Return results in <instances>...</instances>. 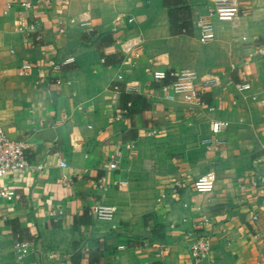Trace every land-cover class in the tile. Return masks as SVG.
<instances>
[{"label":"crops","instance_id":"1","mask_svg":"<svg viewBox=\"0 0 264 264\" xmlns=\"http://www.w3.org/2000/svg\"><path fill=\"white\" fill-rule=\"evenodd\" d=\"M32 1L0 0V125L43 164L0 179L18 195L0 197V264H193L186 231L202 224L200 264H264V0H238L233 21L209 18L212 0ZM183 5L191 33L171 28ZM183 68L206 106L163 90ZM209 170L213 190L196 192ZM93 204L115 205L113 219ZM16 239L30 243L21 262Z\"/></svg>","mask_w":264,"mask_h":264},{"label":"built area","instance_id":"2","mask_svg":"<svg viewBox=\"0 0 264 264\" xmlns=\"http://www.w3.org/2000/svg\"><path fill=\"white\" fill-rule=\"evenodd\" d=\"M12 2L17 4L21 10H28L33 5L32 0H12ZM212 2V6L208 12L209 18L219 21H233L240 14L241 8L238 0H212ZM71 21L74 22L75 20L71 19ZM77 21L80 25H89V21H86L83 17H80ZM24 26L25 24H21L20 28ZM57 30L61 32L63 28L58 27ZM197 37L201 42H208L215 37L214 25L211 19H207L198 24ZM131 46L132 44L127 43L126 49L131 50ZM258 50L261 49L259 48ZM136 54H138V52ZM52 67L58 68L59 66L58 64H54ZM31 68L32 66L30 64H23L20 71L27 73ZM169 74L171 81L163 86V90H169L170 93L167 94L169 97H172V94H180L187 102L206 106V102L200 97L202 91L196 83L197 73L195 70L183 68L178 72L170 71ZM57 82L59 83L60 80H57ZM203 82L206 85L217 83L215 77L206 78ZM249 86L250 84L247 81H241L236 84V88L241 91L246 90ZM116 88L117 86L114 85V89ZM212 108V106H209V109ZM123 112H126V110H123ZM210 127L212 133L217 134L222 129V122L213 120ZM30 153L29 144L26 140L9 137L4 128L0 125V179L5 174L12 171H24L31 167L41 170L43 164H32L29 159ZM118 162L119 159L116 157L113 162L107 164V167H115ZM63 165L64 163H61V166ZM214 182L215 173L209 170L197 176L193 182V187L198 193H209L214 188ZM0 197L9 202H13L18 198V195L14 188L0 186ZM116 209L117 207L113 204H93L90 206L93 216L100 220L113 219ZM253 218H256V216L253 215ZM204 221H206V219ZM186 236L191 261L193 264H200L209 255L211 249V233L204 228L203 224L200 226L193 225L186 231ZM13 250L16 260L21 262L30 253V243L25 240L16 239L13 243ZM167 251L168 246L161 244L158 246L157 254L162 256L165 255Z\"/></svg>","mask_w":264,"mask_h":264},{"label":"trees","instance_id":"3","mask_svg":"<svg viewBox=\"0 0 264 264\" xmlns=\"http://www.w3.org/2000/svg\"><path fill=\"white\" fill-rule=\"evenodd\" d=\"M176 1H178V0H176ZM178 9L181 10V12L183 13L184 16H181V17L178 16V13H177ZM187 13H190V12H189L188 6H185V5L177 7L173 11V13H171L170 19H171V28H172L173 32L191 33L192 22H191L190 16ZM124 95L125 94H123V98L125 97ZM132 106H133V102H130L129 106L126 104V106L124 108H126L128 110V113H131L132 110L134 109V108H132Z\"/></svg>","mask_w":264,"mask_h":264}]
</instances>
